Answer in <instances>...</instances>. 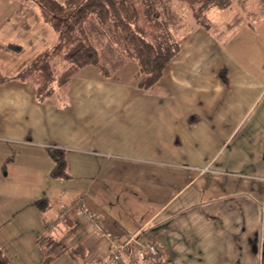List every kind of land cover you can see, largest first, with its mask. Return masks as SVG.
Returning <instances> with one entry per match:
<instances>
[{"label": "crops", "instance_id": "1", "mask_svg": "<svg viewBox=\"0 0 264 264\" xmlns=\"http://www.w3.org/2000/svg\"><path fill=\"white\" fill-rule=\"evenodd\" d=\"M14 1L0 0V64L4 60L11 66V58L35 43L19 20L31 6L20 8ZM259 3L252 0L247 10L264 14V2ZM228 7L210 8L202 16ZM199 24L178 41V53L148 89L136 85V62L128 74L132 87L98 76L109 73L96 66H84L59 86L68 100L61 107L46 104L54 86L39 99L34 79L11 78L20 65L10 76L2 75L7 80L0 83V140L20 141L27 162L29 152L40 153L39 164L50 170L53 181L65 179L51 176V148L64 152L66 169L75 166L87 173L72 190L78 196L70 202L79 203L64 217L56 211L42 218L46 236L69 234V247H81L80 264H101L111 238H134L120 264L140 262L137 252L146 243L155 246L156 256L143 264L260 263L264 17L250 26L237 16L216 34ZM8 44L13 48L6 49ZM89 67L91 73H79ZM222 69L226 84L217 76ZM5 149L0 147V165L7 168L15 156L5 158ZM12 182H0V209L5 211L19 197L18 189L8 187ZM54 193L64 198L68 187ZM40 199L46 204L39 207L31 200L34 207L50 209L48 199ZM86 214L96 219L97 228ZM86 224L95 232L87 231Z\"/></svg>", "mask_w": 264, "mask_h": 264}, {"label": "rangeland", "instance_id": "2", "mask_svg": "<svg viewBox=\"0 0 264 264\" xmlns=\"http://www.w3.org/2000/svg\"><path fill=\"white\" fill-rule=\"evenodd\" d=\"M135 1L134 4L138 12V18L133 24V31L139 33L153 44L166 38L168 32H171L175 36V40L180 42L188 36V33H191L189 31L198 28L200 22L208 26L209 33L216 34L223 29L224 25L221 24L224 22L230 23L237 16L241 19L242 23H247L250 26H252L251 23L253 20H258L261 16L264 17V14H261L262 9L259 14L258 9L247 10L251 7L252 0H230V7L223 10L212 9L209 14L201 16L200 20L195 16L198 7L196 2L201 0H159L157 7L161 11L159 20L160 22H164V26L158 27L146 19V7L149 4H153L152 0ZM253 1H255L256 5L260 6L262 5L259 2H264V0ZM32 2V0H29L28 6L31 7H29L26 16L20 17L21 19L19 20L22 29L26 30L28 34L30 33L32 39L35 37V43L25 48L21 56L11 58L14 62V67L9 63L4 64L5 61L2 60L0 64V76H10L14 68L19 65L22 66L42 49L52 47L55 42L54 32L40 20L39 15H35L36 19H33L34 10L36 9L34 7L35 3ZM92 21L90 17L87 18L85 27L97 48L99 63L108 69L109 73L106 76L99 74L98 76L106 80L123 81V84L132 87V85L129 84L130 76L128 74H130V68L132 67L130 65H135V61L126 51V45L122 41L120 43L117 40L111 39L108 34L104 36L103 32L98 29ZM0 41L2 42V40ZM4 55L7 56V54ZM91 68L92 67L83 69L79 71V73H91ZM32 80L33 79H27L26 82H31ZM52 86H54V93L51 98L47 99L46 104L62 107V104L68 102V100L66 101L67 96L63 95L64 91L56 85L55 81L52 83ZM20 143V141L12 139L0 140V147L3 146L6 148L5 158L15 156V161L9 163V165L6 166L7 168H4L3 164L0 165V182L2 180L5 182L10 179L13 182L10 183L8 187H15V189L19 191V193H17L19 197L9 202L6 211L0 209V249L4 254L9 256L11 264H80L82 260L78 257H71L65 245L60 246L61 248H54L52 251H48L46 255L50 257L48 261H45V253L43 254L38 236L41 233L42 235H47L46 233L49 232L42 224V218L44 216H46L47 219L48 215H52L56 213V211L59 212L66 208L70 209L74 203L75 205L79 203L70 202L73 201V197L76 198L78 196V193L72 192V190L75 191L76 188H78V184L83 180V177L87 178V173L85 175L84 171L82 172L75 166H70L66 169L69 175L68 178L65 180L53 181L49 178L50 170L43 169L39 164L40 153L29 152L27 155L32 158L27 162L25 150L22 148L20 149V146H18L21 145ZM34 157L38 159L34 160ZM85 160L91 161L88 156H85ZM3 174H7V178L4 179ZM65 186L68 187L69 193H66L64 198L62 194H58L57 197L56 193L52 194V191L56 189L59 190ZM7 194L9 197L13 196L11 192ZM40 198L48 199L50 209L43 212L37 209V207H34L35 203L33 204L31 200L34 201ZM57 198L59 200H57ZM62 203L71 204L65 205ZM85 228L87 231L95 232L87 224ZM45 250H47V248ZM107 253L109 255V249H107ZM103 260H105V258ZM132 264L143 263L134 260Z\"/></svg>", "mask_w": 264, "mask_h": 264}, {"label": "trees", "instance_id": "3", "mask_svg": "<svg viewBox=\"0 0 264 264\" xmlns=\"http://www.w3.org/2000/svg\"><path fill=\"white\" fill-rule=\"evenodd\" d=\"M15 1L19 3L20 8L29 5V0ZM32 1L36 5L42 22L54 31L55 42L52 47L43 49L24 63L11 78L34 79L36 81L35 95L39 99L52 93L54 81L58 86H62L84 66H96L103 74H107L108 70L99 63L97 48L85 27L86 19L89 17L104 36L108 34L111 39L120 43L122 41L126 45V51L138 66V71L134 75L138 88L152 87L161 78L165 68L180 48L179 42L175 40L171 32H168L166 38L153 44L133 31V24L138 18L135 0ZM152 2L153 4L146 7V19L158 27L164 26V22L159 20L161 17V11L157 8L159 0H152ZM229 4L230 0L198 1L196 17L200 20L202 14L210 8H225ZM6 47V49H12L13 45L8 44ZM217 76L223 83H227L224 69L218 71ZM5 80L7 77L0 76V83ZM48 151L53 162L51 176L60 179L68 178L64 152L53 148ZM35 203L39 207L46 204L41 199L36 200ZM67 222L71 224L66 219L64 223ZM68 237L69 234L55 239L46 235L38 238L43 254L45 253V261H48L50 257L46 255L48 251L61 248L62 245L66 246L71 257H80L81 247L70 248L66 243ZM0 264H11L9 256L1 249ZM259 264H264V254Z\"/></svg>", "mask_w": 264, "mask_h": 264}, {"label": "built area", "instance_id": "4", "mask_svg": "<svg viewBox=\"0 0 264 264\" xmlns=\"http://www.w3.org/2000/svg\"><path fill=\"white\" fill-rule=\"evenodd\" d=\"M68 208L61 210L59 212V217H64L65 214L68 212ZM80 213L83 214L84 211L79 209ZM89 222L92 224V226L97 228V222L96 219L93 218L91 214H86ZM134 238H128L124 241L115 240L113 238L109 241V250L110 253L108 257L101 262V264H120L121 261V255L128 251L129 242L133 241ZM137 256L141 261L146 262H152L155 259L156 256V248L152 244H142L140 245V249L137 252Z\"/></svg>", "mask_w": 264, "mask_h": 264}]
</instances>
